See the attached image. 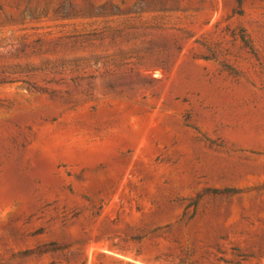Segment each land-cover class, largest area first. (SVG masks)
<instances>
[{
    "label": "rangeland",
    "instance_id": "1",
    "mask_svg": "<svg viewBox=\"0 0 264 264\" xmlns=\"http://www.w3.org/2000/svg\"><path fill=\"white\" fill-rule=\"evenodd\" d=\"M264 264V0H0V264Z\"/></svg>",
    "mask_w": 264,
    "mask_h": 264
},
{
    "label": "trees",
    "instance_id": "2",
    "mask_svg": "<svg viewBox=\"0 0 264 264\" xmlns=\"http://www.w3.org/2000/svg\"><path fill=\"white\" fill-rule=\"evenodd\" d=\"M236 257L239 259L238 262H236L235 264H241L243 262H245L247 260V256L244 254H239L236 255Z\"/></svg>",
    "mask_w": 264,
    "mask_h": 264
}]
</instances>
